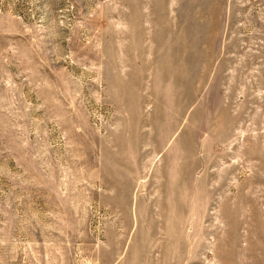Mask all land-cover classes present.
Segmentation results:
<instances>
[{
	"label": "rangeland",
	"instance_id": "obj_1",
	"mask_svg": "<svg viewBox=\"0 0 264 264\" xmlns=\"http://www.w3.org/2000/svg\"><path fill=\"white\" fill-rule=\"evenodd\" d=\"M0 264H264V0H0Z\"/></svg>",
	"mask_w": 264,
	"mask_h": 264
}]
</instances>
